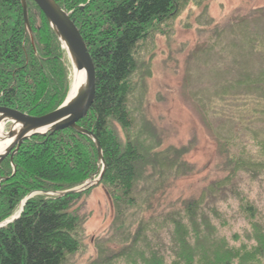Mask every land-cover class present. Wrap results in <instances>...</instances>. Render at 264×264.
Returning <instances> with one entry per match:
<instances>
[{
    "label": "trees",
    "instance_id": "trees-1",
    "mask_svg": "<svg viewBox=\"0 0 264 264\" xmlns=\"http://www.w3.org/2000/svg\"><path fill=\"white\" fill-rule=\"evenodd\" d=\"M54 1L78 29L96 73L93 103L78 125L100 143L106 169L98 186L111 201L113 219L91 264H264V226L235 189L240 173L262 179L264 139L255 140L261 159L232 153V138L226 140L222 177L197 196L169 201L173 183L194 173L184 160L190 146H164L138 99L140 44L189 0ZM26 4L31 37L20 1L0 0V107L40 117L65 101L71 66L42 12L32 0ZM263 50L253 53L264 65ZM251 76L252 87L244 86L261 90L264 102V79L255 83L264 67ZM13 165L12 176L9 159L0 164V224L12 219L27 195L41 193L0 228V264H65L82 247L84 219L74 206L92 188L65 197L44 192L75 189L99 176L93 141L72 129L36 135L22 143ZM229 195L241 200L251 219L247 243L238 246L220 234L226 222L218 205Z\"/></svg>",
    "mask_w": 264,
    "mask_h": 264
},
{
    "label": "rangeland",
    "instance_id": "rangeland-1",
    "mask_svg": "<svg viewBox=\"0 0 264 264\" xmlns=\"http://www.w3.org/2000/svg\"><path fill=\"white\" fill-rule=\"evenodd\" d=\"M261 43L264 0H189L140 44L138 79L143 87L138 99L146 121L164 146H190L184 160L195 169L173 183L169 201L197 196L222 177L226 140L232 138V153L261 159L255 140L264 139V102L258 97L263 95L244 86L252 87L249 77L264 67L253 53L264 49ZM263 79L257 76L255 83ZM235 189L252 204L255 221L264 226V175L252 181L240 173ZM240 201L229 195L218 205L226 222L220 234L235 246L247 243L251 232V219ZM74 212L84 219L82 247L65 264H91L98 258V242L110 233L111 201L102 186L92 187Z\"/></svg>",
    "mask_w": 264,
    "mask_h": 264
},
{
    "label": "water",
    "instance_id": "water-1",
    "mask_svg": "<svg viewBox=\"0 0 264 264\" xmlns=\"http://www.w3.org/2000/svg\"><path fill=\"white\" fill-rule=\"evenodd\" d=\"M22 12L24 27L31 37L32 31L28 22V12L26 0H19ZM44 15L50 29L59 40L65 50L71 66V73L84 72V82L77 92L68 98L54 111L40 117H31L17 110L0 107V126L5 127L10 124L6 133L0 134V143L11 140L5 152L0 155V164L9 157L13 168L12 176L15 173L13 157L21 144L33 136H45L49 133L72 129L77 133L91 139L96 147L98 160L102 165L99 176L92 182L64 192H44L46 195L65 197L85 191L88 188L97 187L103 177L106 164L103 159L102 150L98 139L92 132L87 131L78 125L83 119L95 97V67L78 29L66 13L54 0H32ZM70 92V91H69ZM41 192H33L27 195L21 204L19 213L12 219L0 224V228L17 220L24 209L26 202L33 196Z\"/></svg>",
    "mask_w": 264,
    "mask_h": 264
},
{
    "label": "bare ground",
    "instance_id": "bare-ground-1",
    "mask_svg": "<svg viewBox=\"0 0 264 264\" xmlns=\"http://www.w3.org/2000/svg\"><path fill=\"white\" fill-rule=\"evenodd\" d=\"M84 76H85L84 72H80L78 74L71 73V76H70L71 85H70V90H69L70 92L68 93L69 94L68 98H71L77 92L79 87H81L82 83L84 82ZM3 133H4V127L0 126V134L2 135ZM10 142H11V140L0 143V155H2L5 152V150L8 147ZM6 159H9V157ZM19 211H20V209L17 211V213L12 218H14L19 213Z\"/></svg>",
    "mask_w": 264,
    "mask_h": 264
},
{
    "label": "flooded vegetation",
    "instance_id": "flooded-vegetation-1",
    "mask_svg": "<svg viewBox=\"0 0 264 264\" xmlns=\"http://www.w3.org/2000/svg\"><path fill=\"white\" fill-rule=\"evenodd\" d=\"M9 127H10V125L7 124V125L4 127V132H7V131L9 130Z\"/></svg>",
    "mask_w": 264,
    "mask_h": 264
}]
</instances>
